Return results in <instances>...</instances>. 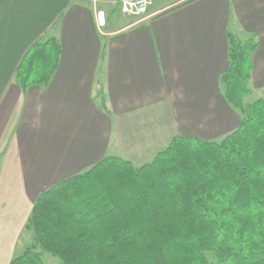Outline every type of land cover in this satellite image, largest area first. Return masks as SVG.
I'll return each mask as SVG.
<instances>
[{
    "label": "crops",
    "instance_id": "crops-1",
    "mask_svg": "<svg viewBox=\"0 0 264 264\" xmlns=\"http://www.w3.org/2000/svg\"><path fill=\"white\" fill-rule=\"evenodd\" d=\"M121 1L0 0V264L58 182L106 156L141 166L175 136L216 142L239 127L220 82L229 34L257 41L251 85L264 90V0H153L143 18L124 16ZM49 37L60 67L24 92L16 70Z\"/></svg>",
    "mask_w": 264,
    "mask_h": 264
},
{
    "label": "trees",
    "instance_id": "trees-1",
    "mask_svg": "<svg viewBox=\"0 0 264 264\" xmlns=\"http://www.w3.org/2000/svg\"><path fill=\"white\" fill-rule=\"evenodd\" d=\"M228 38L220 82L239 127L220 142L175 136L141 166L106 156L41 192L32 244L10 264H44L41 251L62 264H264V95L245 102L258 43ZM62 50L57 37L36 42L15 82L48 86Z\"/></svg>",
    "mask_w": 264,
    "mask_h": 264
},
{
    "label": "rangeland",
    "instance_id": "rangeland-1",
    "mask_svg": "<svg viewBox=\"0 0 264 264\" xmlns=\"http://www.w3.org/2000/svg\"><path fill=\"white\" fill-rule=\"evenodd\" d=\"M119 19H120V14L116 13L113 17V23L118 22ZM251 89H252V94L245 99V102L247 104L262 98L264 95V90H259L257 88H254L253 85H251ZM220 141H222V139H219L216 142H220ZM31 244H32V234L25 232L23 237L18 243L16 256L22 255L26 251V249L31 246ZM41 252H42V259L44 264H62V262L58 258L52 256L47 252H43V251Z\"/></svg>",
    "mask_w": 264,
    "mask_h": 264
},
{
    "label": "built area",
    "instance_id": "built-area-1",
    "mask_svg": "<svg viewBox=\"0 0 264 264\" xmlns=\"http://www.w3.org/2000/svg\"><path fill=\"white\" fill-rule=\"evenodd\" d=\"M153 0H122L120 3L121 13L124 16L143 18L147 15ZM97 25L103 29L106 27L104 12L97 13Z\"/></svg>",
    "mask_w": 264,
    "mask_h": 264
}]
</instances>
